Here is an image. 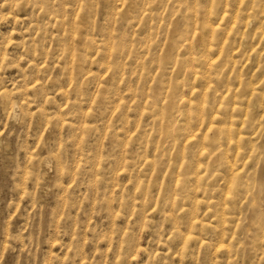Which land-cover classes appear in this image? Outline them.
<instances>
[{
  "label": "rangeland",
  "instance_id": "1",
  "mask_svg": "<svg viewBox=\"0 0 264 264\" xmlns=\"http://www.w3.org/2000/svg\"><path fill=\"white\" fill-rule=\"evenodd\" d=\"M263 16L0 0V264H264Z\"/></svg>",
  "mask_w": 264,
  "mask_h": 264
},
{
  "label": "bare ground",
  "instance_id": "2",
  "mask_svg": "<svg viewBox=\"0 0 264 264\" xmlns=\"http://www.w3.org/2000/svg\"><path fill=\"white\" fill-rule=\"evenodd\" d=\"M166 1V0H165ZM177 1V0H176ZM182 1V0H181ZM158 2V1H157ZM214 2V1H213ZM227 2V1H226ZM200 3V2H199ZM212 3V2H211ZM252 3V2H251ZM175 4V3H174ZM177 4V3H176ZM202 4V3H201ZM207 5V4H206ZM241 5V4H240ZM174 6V5H173ZM178 6V5H177ZM158 7V6H157ZM262 7H263V5H262ZM159 8V7H158ZM160 8H161V6H160ZM159 8V9H160ZM244 9V8H243ZM151 10V9H150ZM174 11V10H173ZM161 12V11H160ZM209 13V12H208ZM207 13V14H208ZM169 15H170V12H169ZM203 15V14H202ZM139 17V16H138ZM264 17V16H263ZM159 18H161V17H159ZM158 18V19H159ZM163 18V17H162ZM135 19V18H134ZM202 19V18H201ZM169 22V21H168ZM208 27V26H207ZM190 28V27H189ZM72 29V28H71ZM194 29V28H193ZM219 29V28H218ZM238 30H239V28H238ZM254 30V29H253ZM255 31V30H254ZM258 31V30H257ZM264 31V30H263ZM78 32V31H77ZM183 32V31H182ZM191 32V31H190ZM197 32V31H196ZM199 33H200V31H199ZM81 34V33H80ZM236 34V33H235ZM194 35H196V34H194ZM150 36V35H149ZM260 36V35H259ZM154 37V36H153ZM217 38V37H216ZM85 39V38H84ZM150 39V38H149ZM165 39V38H164ZM65 40H67V39H65ZM204 46V45H203ZM251 46V45H250ZM264 46V45H263ZM263 49V48H262ZM66 50V49H65ZM74 51V50H73ZM260 52V51H259ZM73 57V56H72ZM85 59V58H84ZM235 59V58H234ZM73 61V60H72ZM79 61V60H78ZM79 63H81V62H79ZM238 70V69H237ZM240 74V73H239ZM263 76V75H262ZM71 78V77H70ZM72 80V79H71ZM70 81V80H69ZM69 83V82H68ZM33 87V86H32ZM19 93V92H18ZM22 96V95H21ZM222 124V123H221ZM224 124V123H223Z\"/></svg>",
  "mask_w": 264,
  "mask_h": 264
}]
</instances>
